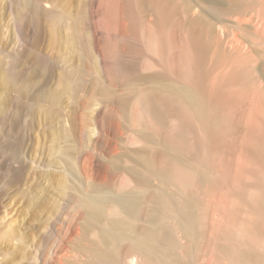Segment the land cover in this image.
Wrapping results in <instances>:
<instances>
[{"label":"rangeland","instance_id":"rangeland-1","mask_svg":"<svg viewBox=\"0 0 264 264\" xmlns=\"http://www.w3.org/2000/svg\"><path fill=\"white\" fill-rule=\"evenodd\" d=\"M39 2L54 12L65 10L59 27L63 36L74 16L82 18L77 33L78 48L74 53L69 44L55 42L54 26L48 25L46 19L35 25L27 12L29 0H0V264H98L102 260L100 252L110 258L105 260L114 262L113 257L99 248L95 230L84 228L86 206L92 205V197L98 201L96 204L108 211L109 207L102 203L104 200L97 198L102 192L117 197L135 190L134 183L127 182L125 169L133 164L125 154L137 149L131 144L135 124L130 121L136 112L131 106L121 109L116 101L110 104L108 98L101 96L100 90L97 97L94 96V89L99 78L112 91L125 94L123 97L126 98L131 96V89L126 90L130 92L127 96L124 86L118 85L120 81L118 83L113 77L111 55L114 49L119 50L124 65H144L145 59L140 52L147 38L143 39L141 32L136 31V35V28H131V25L137 26L134 22L141 14L137 13L138 16L135 9H126L124 0ZM177 3L179 13L167 38L171 46L167 50L170 62H165V66L170 67L175 75L183 72L184 63L180 57L184 50H189L185 24L187 19L201 18L205 38L207 41L212 39L210 43L213 45L209 51L208 68L212 74L208 87L213 90L225 85L221 90L228 92L223 97L224 106L218 110L226 141L217 145L215 158L211 161L218 181L204 189L205 192L208 190L207 193H197L199 201H196L197 196L186 199L195 204V211L203 212L200 215L205 216L208 236L195 256L190 254V249L184 248L186 252L182 250L181 257L195 261L194 264H225L224 256L215 246L219 233L224 228H241L239 220L249 217L239 192L246 194V191L255 190L246 187L250 180L251 183L257 180L254 181L257 188L260 184L264 187V160L261 162L249 153L252 151L249 147H258L264 153V0H178ZM147 13L144 14L147 22L143 24L149 29L157 18L153 13ZM138 21L139 24L140 19ZM177 23L184 27L177 26ZM147 54L146 57L151 55V60L155 56L153 62L162 67L157 61L158 55L154 52ZM38 57L47 61L46 70L35 71ZM69 64L81 70L84 86L77 100L70 93L61 95L60 109L53 105L49 95L59 92V73L61 70L68 73L71 70ZM142 67L140 74L163 71L157 67L145 72ZM12 71L19 75L17 84L10 82ZM26 79L32 82L25 90ZM111 81L113 84H109ZM212 83L216 86L213 87ZM52 110L64 118L49 119ZM68 113H72L70 118ZM68 151L72 152L71 155ZM93 188L98 191L92 192ZM181 196L178 193L175 198L183 200ZM87 202L91 204L86 205ZM198 203L200 207H197ZM182 242L190 245L186 240ZM60 258L64 259L62 263ZM127 262L129 259H125L124 263Z\"/></svg>","mask_w":264,"mask_h":264},{"label":"bare ground","instance_id":"bare-ground-1","mask_svg":"<svg viewBox=\"0 0 264 264\" xmlns=\"http://www.w3.org/2000/svg\"><path fill=\"white\" fill-rule=\"evenodd\" d=\"M177 2L178 0H124V5L125 7L127 6L126 9H135L136 12H133L141 14L139 18V24L141 25L139 26L138 24L139 19L137 20L138 22H134L137 26L131 25V28L132 26H134V29L136 28L135 32H132L136 33V35H138L137 32H141L139 34L142 35V38H147V41L143 40L145 44L142 45L143 50L140 52L145 59L143 63L145 67H142L144 65L141 67L145 69V72L148 69L160 67L157 66L158 62H153L156 61L155 56L153 57L155 60H151L150 54L149 57H146L148 56L147 53L154 52L159 56L157 61L162 66L160 67L163 69V71L160 70L162 72L156 70L154 72L153 70V73L140 74L141 67L138 66L139 64L134 66L130 62L133 66L124 65L121 61V51L114 49L111 55L114 60L112 63L113 77L118 80V83L120 81L122 85L116 82L115 84L124 86L125 92L131 89V96L127 95L130 92H126V95L129 97H123L125 94L112 91L104 83L103 85L99 78L97 80L95 78L96 81L94 80L96 87L95 89L93 88L96 90L94 96L100 90L101 96L104 95L106 99L108 98L110 104L116 101L115 104L117 105L118 103L121 109H127L130 106L135 109L136 113L130 119L135 124L133 125L135 126V133L131 144L137 148L125 154V157L133 164V167L125 169L128 174L127 182L134 183L135 190L131 191V194L117 195V197L102 192L97 198L104 200L102 203L109 207L107 208L108 211L105 210L106 208H102L100 204H96L98 201L92 197H90L91 202H93L92 205L86 206L87 216L84 221V228L89 231L90 229H94L95 236L99 240V248L103 249L105 254L115 259V261L113 260L114 262L107 261L105 258L108 257L103 255L105 256L103 259L100 252L99 256H101L102 260L99 261L98 259V264H194L195 261L193 262L192 260V263L189 260H185V256L181 257L182 250L184 248L190 249V254L195 256L196 252H200L198 247L206 243V235L208 234L206 228L208 225H206L207 223L205 224L206 221L203 218L205 216L200 215L203 212L199 214L197 210L195 211V204L190 201L188 203L186 199H194L197 196L196 201H199L197 193L202 195L205 192V188L208 189L210 185L216 184L218 181L219 177L214 172L212 159L215 158L213 155H215L214 150L218 147L217 145L226 141L225 127L218 110L224 106L223 97L227 96H224V94L228 92L223 93L221 90L226 87L225 85L220 88V86L218 87L212 83L213 87L216 86L213 90L211 88L210 90L208 87V79L212 74L208 68L209 51L212 44L210 41L212 39L210 41L206 40L201 18L187 19L185 24L184 29L187 33V36L185 34V38L189 50L186 49L188 52L184 50L180 57V60H183L184 63L183 72L180 75H175L170 67L165 66L167 64L165 62L169 60L167 58V50L171 47L170 40L167 39L168 30L175 26L180 8ZM68 11L71 10L69 9ZM27 12H29L32 21L37 26L41 20L46 19L48 25L54 26L52 31L55 42H60V45L61 43L69 44L72 52L75 51L74 53H76L81 17L77 19L74 16L73 22L71 21V25L67 28V34L63 36L59 31V27L65 16V10L54 12L46 8L39 0H29ZM146 12L155 14L157 18L153 26L149 25L151 26L149 29L147 28L148 25L145 28L143 24L148 19L144 15ZM139 14L137 15L139 16ZM146 34L148 37H146ZM172 38L174 39V37ZM212 46L211 49L213 48ZM180 48L178 51H180ZM123 58L122 60H124ZM172 59L175 61L174 57ZM47 65L48 63L43 57H38L35 71L46 70ZM69 68L71 70L67 71L68 73L64 70L63 72L61 70V73H59V92L49 95L53 105L55 104L60 109L62 108L61 95L70 93L73 95V98H76L83 91L82 87L84 85L82 86V83L84 81L82 82V79H84V76L81 70L75 66H70ZM141 72L143 73L144 71ZM237 72L239 73V71ZM11 73H8L9 75L11 74V79H8H10V82L11 80L13 81L11 82L12 84H17L18 82L16 83V81L19 75L14 71ZM229 79L231 78L229 77ZM31 82L30 80L27 81V79L24 81L25 90L31 85ZM113 82L111 81L109 84H113ZM21 84H18V87ZM83 89L85 90V88ZM106 99L105 101H107ZM71 115L72 113H68V118ZM63 116L58 111L52 110L49 112L48 118L54 120L58 117L60 119ZM64 121L69 120L64 119ZM249 148L252 149L249 153L257 160H262L261 162H263L264 153L258 147ZM70 153L72 152L68 151L69 155H71ZM252 181L253 183L250 180L246 184V187L255 189L254 191L252 190L253 192L247 193L248 191H246V194L245 192H239V196L241 197L239 198L246 207L245 209H247L246 212L249 217L247 219H244L245 216L243 219L239 218L240 223L242 222V224L238 223L239 226L241 225V228L233 230L231 227V229H222L219 233L221 235L215 241L216 245L213 242V245L218 249L217 252H220L224 256L228 264H264V187L260 184L257 188L254 184L257 180ZM261 186L263 187L262 189ZM97 191L96 188H93L92 192ZM178 193L183 196H181L183 200L180 197L179 199L175 198ZM93 195L95 196V193ZM203 202L201 201V204ZM88 203L90 202H87L86 205ZM234 209L233 212H235ZM230 215L231 219L232 214ZM235 221L231 222V226L234 225ZM229 225L230 223L227 224V226ZM218 238H220L219 241ZM183 240H186V243L190 245H184ZM97 252L99 253V251ZM187 255L189 256V254ZM222 258L219 257V259ZM125 259H129V263H124ZM60 261L62 263L64 259L60 258Z\"/></svg>","mask_w":264,"mask_h":264}]
</instances>
